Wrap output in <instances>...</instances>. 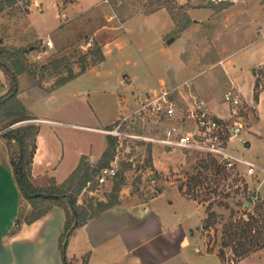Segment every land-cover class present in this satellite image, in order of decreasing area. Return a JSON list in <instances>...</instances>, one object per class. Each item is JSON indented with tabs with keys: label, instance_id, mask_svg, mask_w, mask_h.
<instances>
[{
	"label": "rangeland",
	"instance_id": "1",
	"mask_svg": "<svg viewBox=\"0 0 264 264\" xmlns=\"http://www.w3.org/2000/svg\"><path fill=\"white\" fill-rule=\"evenodd\" d=\"M62 1L63 5L73 2ZM32 2L0 0V47L25 51L23 60L27 69L24 73L32 79L31 83L44 85L47 82L48 87H53L62 76L79 72L83 65L87 68L97 65L101 62L97 54L101 49L107 55L103 63L74 77L68 88L77 91L106 85L113 96L111 101L106 98L105 105L118 107L119 119L132 115L128 130L140 136H128L122 146L119 143L120 149L114 148L108 162L90 166L91 179L77 192V204L93 212L102 207L100 202L143 200L167 186L178 187L188 198L198 202L204 215L198 242L203 251L193 259L201 258L200 254L206 255L205 252L219 254L222 250L223 261L232 263L233 258L237 261L232 247L223 246L225 226L255 215L259 216L264 231V120L256 113L260 95L255 99V85L254 101H248L241 93L243 104L238 118L244 125L243 135H251L252 141L245 147L236 137L228 147L236 156L259 167L253 173L249 172L248 162L232 159L228 164L221 161L219 155L204 149L176 145L167 153L162 142L166 137L162 124L166 122L144 105L160 92V87L176 86L179 87L174 90V101L183 109L192 102L193 95L203 97L210 106L222 102L225 92L232 87L228 88L223 73L227 63L223 61L246 41L264 33L260 30L264 23L254 21L255 16L249 11L254 3H264V0H79L63 9L65 14L58 21L63 23L67 17L74 18L58 27L46 41L34 37L24 19ZM91 5L94 7L86 10ZM43 8L44 12L32 14L39 30L58 22L56 9ZM249 31L252 37L248 36ZM0 69L6 79L0 84H6L0 87L1 97L9 91L10 82L5 70ZM256 70L257 75L253 74L255 83L257 78L261 81V94L264 91L263 65ZM72 101L78 113L71 124L75 132L72 144L86 151L88 146L83 136L89 135L91 142L98 144L101 140L98 134H106L107 126L102 132L92 130L96 122L83 113V105L87 107V103L77 98ZM28 121L31 120L12 122L0 116V127L15 123L17 127ZM148 136L154 137V141ZM155 145L163 152L160 163L165 165L160 168L153 163ZM10 151L16 154L17 144L14 143ZM82 159L88 157L83 155ZM111 163L117 164V176L99 183L100 166ZM46 205L45 201L34 204L25 199L22 217L29 218ZM249 255L254 257L242 264H264V247ZM73 260L74 264H82V257Z\"/></svg>",
	"mask_w": 264,
	"mask_h": 264
},
{
	"label": "crops",
	"instance_id": "2",
	"mask_svg": "<svg viewBox=\"0 0 264 264\" xmlns=\"http://www.w3.org/2000/svg\"><path fill=\"white\" fill-rule=\"evenodd\" d=\"M78 1L63 5L62 0H33L24 17L32 35L46 41L58 27L74 18L67 17L63 23L58 21L65 14L62 13L63 9ZM44 6L46 9H56L55 20L58 22L39 30L32 14L34 11L44 12ZM93 7L91 5L86 10ZM249 11L255 16L254 21L264 23V3H254ZM260 30H264V27ZM252 35L249 31L248 36ZM223 62L227 63L223 73L227 77L228 88L235 87L248 101H254L255 76L252 70L264 64V33L254 40L246 41ZM102 63L88 67L83 74ZM19 79L18 96L33 119L40 124L32 161L33 183L44 187L52 183L62 184L79 166L83 155L88 157L91 166L101 165L109 146V135L105 131L106 134H98L102 140L98 144L92 143L89 135L83 136L88 149H76L72 144L75 143L72 141L75 140V132L71 124L78 113L72 99L87 103V107L83 105V113L86 112L91 121L96 122L92 130L102 132L103 127L111 126L121 116L118 107L105 105L106 98L109 97L111 101L113 96L106 89L107 86L104 84L99 89L73 91L68 88L71 81L54 88L48 87L47 82L44 85L31 83L32 79L26 73H22ZM5 81L4 72L0 69V84ZM117 101L120 104V96ZM211 107L218 114L230 117L224 99ZM256 113L260 120H264V91L256 103ZM244 137L252 141L251 135L246 134ZM164 148L166 152L172 151L167 145ZM161 151V147H153V163L157 168L165 165L160 163ZM24 203L25 198L11 164L10 151L4 138H0V264H63L59 240L65 228V210L54 205L38 219L27 221L21 218ZM203 220V211L196 200L188 198L178 187L167 186L147 199L121 201L90 218L71 235L67 256L79 258L88 254L87 264H196L197 261L199 264H242L254 257L248 255L226 263L218 252L209 251L205 252L206 255L200 254L201 258L193 259L203 251L198 243L201 240L199 227ZM198 247L201 250L197 251Z\"/></svg>",
	"mask_w": 264,
	"mask_h": 264
},
{
	"label": "trees",
	"instance_id": "3",
	"mask_svg": "<svg viewBox=\"0 0 264 264\" xmlns=\"http://www.w3.org/2000/svg\"><path fill=\"white\" fill-rule=\"evenodd\" d=\"M24 54L25 51L20 48L0 47V68L5 70L10 82L9 91L0 97V116L8 118L12 122L33 118L26 105L18 97L20 88L19 76L27 69V64L23 60ZM97 54L100 61L105 59V54L101 49L98 50ZM55 63L57 64V62ZM86 69L87 66L83 65L79 72L62 76L55 82L53 87L55 88L71 81ZM253 72L257 75L256 68ZM260 86L261 81L257 78L255 83V99H259ZM39 131L40 124L34 121H28L10 129L3 135L9 151L14 143L18 146L16 154H12L10 151V159L22 195L34 204L39 201L47 202V205L39 212L34 213L29 218H23L27 221H33L46 214L54 205L61 206L66 212L65 228L59 240L63 264H74L73 258L75 257L70 258L67 256V248L71 235L90 218L112 207L115 203L112 201L100 202L102 207L98 211L93 212L77 204V192L91 179V165L86 159L81 160L79 166L62 184L52 183L45 187L35 185L32 181V161L37 148L36 138ZM108 141L109 146L102 158V163H106L111 159V152H113L116 146L115 137L109 135ZM236 240L237 243L235 242ZM223 246L232 247L236 260L248 256L257 248L264 247V231L260 225L259 216L250 215L248 219L234 220L227 224L224 230ZM219 255L224 260L222 250H220ZM88 259V254L83 256L82 264H87ZM233 260L235 261L234 258Z\"/></svg>",
	"mask_w": 264,
	"mask_h": 264
},
{
	"label": "built area",
	"instance_id": "4",
	"mask_svg": "<svg viewBox=\"0 0 264 264\" xmlns=\"http://www.w3.org/2000/svg\"><path fill=\"white\" fill-rule=\"evenodd\" d=\"M213 1L221 2L226 0ZM177 87L179 86L171 89L160 87V92L144 105L151 112L153 111L157 114L162 121L166 122L165 124L163 122V126L161 125L166 136L162 139V142L169 147L181 145L187 148L204 149L219 155L220 160L228 164L232 163V159L248 162L242 156L233 154L228 148L230 142L236 137H239L245 147L249 145V139L243 136L244 125L238 119L240 118L243 104L240 91L235 87H231L225 92L224 101L230 110V117L227 118L215 112L203 97L195 95H193L192 102L185 109L181 108L174 101L173 93ZM131 116L126 114L104 130L108 135L115 137V147L117 149H120L119 143L122 146V141L127 139L128 136L140 137L128 130L129 122H132ZM30 120L38 122L36 119ZM15 125L17 123L0 127V138ZM142 138L145 137L142 136ZM148 139L154 141L155 138L148 136ZM126 150L129 151L130 148L127 147ZM248 165L250 173L259 168L251 162H248ZM117 174V164L105 165L100 168L97 174V181L105 183L109 179L115 178ZM196 250L199 251L201 249L198 247Z\"/></svg>",
	"mask_w": 264,
	"mask_h": 264
},
{
	"label": "water",
	"instance_id": "5",
	"mask_svg": "<svg viewBox=\"0 0 264 264\" xmlns=\"http://www.w3.org/2000/svg\"><path fill=\"white\" fill-rule=\"evenodd\" d=\"M170 41H172V39H170ZM170 41H169V42H170Z\"/></svg>",
	"mask_w": 264,
	"mask_h": 264
}]
</instances>
